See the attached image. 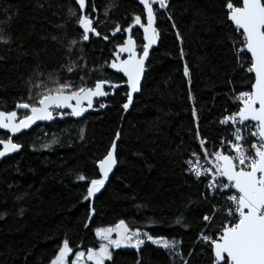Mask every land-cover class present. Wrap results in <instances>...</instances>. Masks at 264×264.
Instances as JSON below:
<instances>
[{"label":"trees","instance_id":"1","mask_svg":"<svg viewBox=\"0 0 264 264\" xmlns=\"http://www.w3.org/2000/svg\"><path fill=\"white\" fill-rule=\"evenodd\" d=\"M94 3V26L108 40L90 35L69 57V41H80L82 33L69 13L71 8L79 14L75 0H0V35L9 39L0 42V111L35 102L43 87L34 85L41 82L49 88L55 80L75 86H93L97 79L124 84L108 65L127 34L142 52L141 28L133 20L140 15L145 23L144 11L133 0ZM224 5L225 0H170L163 9L153 5L159 43L147 62L140 95L123 120L127 89L121 86L106 90L109 95L80 117L37 125L14 140L20 151L0 163V264H50L66 237L74 251L97 247L95 229L121 219L153 236L179 241L189 264H212L211 249L198 240L202 229L210 234L202 215L211 214V205L224 204L210 195L204 198L202 182L191 177L186 162L193 153L203 156L197 129L207 137L209 152L219 148L221 137L232 138V129L219 120L238 110L236 94L250 90L252 75L237 62L233 43L240 37ZM117 23L121 29L132 24V29L113 37ZM70 59L80 65L71 73L64 67ZM25 114L19 112L20 118ZM117 131L116 169L105 187L85 201L87 184L99 176L96 161ZM53 136L58 142L42 147ZM7 137L0 132V138ZM77 174L88 179L79 181ZM178 217L186 226L176 224ZM220 219L217 215L209 227ZM137 261L181 264L169 250L148 242L139 252L113 251L106 264Z\"/></svg>","mask_w":264,"mask_h":264},{"label":"snow or ice","instance_id":"2","mask_svg":"<svg viewBox=\"0 0 264 264\" xmlns=\"http://www.w3.org/2000/svg\"><path fill=\"white\" fill-rule=\"evenodd\" d=\"M75 3L79 6V14L77 15V12L71 8L69 13L76 17L75 22L82 29V33L80 41L75 39L69 41L67 49L69 57L75 45L81 41H89L90 34L96 37L102 36L94 26L98 22L97 18L91 15L97 11L94 0H75ZM139 3L143 5L147 23L141 22L140 15L134 16L133 23L143 29L142 54L138 55L135 41L132 36H128L122 44L116 46V51L113 53L114 59L108 65L126 77V80L121 81L127 86V102L122 105L125 111L129 109L133 93L140 90L145 59L149 55L150 47L157 42L158 33L154 27L156 17L153 5L158 4L163 9L167 7L168 0H139ZM39 6L43 7V5ZM224 6L227 9V20L234 25V31L240 37L233 43L237 62L247 73L252 74L249 77L250 90L236 94L238 110L224 115L219 120L220 125L229 126L232 129V140L221 137L219 148L209 152L206 147L209 143L207 137H202L197 129L196 138L203 150V158L210 166L205 168L198 162L193 163L189 160L187 171L197 179H207V192L202 193L205 199L209 195L215 199L217 192L220 195H226L224 205H211V214L202 215V221L206 222L204 229H208L210 234H206L202 229L199 239L211 249L212 264H264V0H225ZM131 29L132 24L121 29L117 23L113 29V35L121 31L130 32ZM52 38L56 39L55 36ZM102 38L108 40L107 35H103ZM0 42L8 43L9 39L0 35ZM123 53H127L126 58H121L120 54ZM181 57H183L182 51ZM64 67L71 73L80 65L70 59L69 64ZM184 75L186 77L189 75L187 65L184 67ZM80 79L83 81L84 77L81 76ZM52 83L51 88L44 87L42 82L34 85L37 88L43 87V91L37 94L35 102L16 104L17 109L27 110L18 122L16 111H0V129L16 134L22 129H28L36 121L53 120L54 113L60 116L80 117L87 110L82 101L87 100V108H91L93 97L109 95V92L105 91V86L111 89L120 87L119 83H113L109 79H97L93 86L84 84L75 86L68 80L64 82L55 80ZM31 99L30 89L29 100ZM73 101L75 103H72ZM100 107L103 108L105 105L101 103ZM65 108L71 109V112L57 111ZM192 115L196 117L195 108L192 110ZM244 132H249L254 138L250 144L244 143ZM83 135L81 130V139ZM119 137L120 133L117 131L116 138L113 139L106 154L96 161L99 176L90 179L83 200L89 201L105 187L109 174L117 164L116 149ZM57 142L53 136L52 141L42 147L48 148L51 143ZM0 145H2L0 157L21 148V144L14 142L11 136L0 138ZM193 155L199 161L200 157L196 153ZM76 178L79 181L88 179L83 174H77ZM225 190L231 194H226ZM94 211L95 209H91L89 218ZM217 215L221 217L219 224L210 228ZM175 222L186 226L182 217H178ZM95 236L98 238L97 247L75 251L66 237L50 264H106V261L113 260L112 250L134 248L139 252L146 241L169 250L180 259L181 264H189V260L184 257L179 247V241L163 236H153L148 231H143L141 227L130 225L123 219L114 226L97 227ZM73 254L74 258H70ZM137 264L140 262L137 261Z\"/></svg>","mask_w":264,"mask_h":264},{"label":"water","instance_id":"3","mask_svg":"<svg viewBox=\"0 0 264 264\" xmlns=\"http://www.w3.org/2000/svg\"><path fill=\"white\" fill-rule=\"evenodd\" d=\"M133 1H135V2H136V3H137V4L143 9V5H141V4L139 3V0H133ZM168 1H170V0H168ZM143 11H144V10H143ZM144 17H145V23H147L146 13H145V12H144ZM154 27H156V19H155ZM81 30H82V29H81ZM157 33H158V32H157ZM141 34H142V40H143V29H142V28H141ZM90 35H91V34H90ZM128 36H130V35L127 34V35H126V39L128 38ZM94 37L97 38L96 36H94ZM113 37H115V35H113ZM143 43H144V41H143ZM158 43H159V35H157V42H156L154 45H152V46L150 47V49H149V55H148V57L145 59V70H144V72H143V74H142V77H141L140 90H139L138 92H136V93H133V100H132V102H131L130 105H129V109H128L127 111H125V110L122 108V120H123V118L129 113V111H130V109H131V107H132V105H133L134 99H135L137 96L140 95V92H141V86H142V83H143V80H144V77H145V74H146V65H147V62H148V60H149V57H150V54H151L152 50H153L154 48L157 47ZM137 53H138V55H139V54H142V52L139 53L138 51H137ZM120 55H121V58H126L127 53H123V54H120ZM113 72H114L115 74H119V75H121L122 78H123L124 80H126V77H123V74H122V73H118V72H116L115 69H113ZM121 86H124V87L127 89L126 84L120 85V87H121ZM120 87H119V88H120ZM119 88H118V89H119ZM110 89H111V88H109L108 86H105V91H106V90H110ZM112 90H117V89H112ZM105 97H106V96H105ZM105 97H93L92 107H93V105H94V103H95L96 101H101V100H103ZM125 102H127V98H126V101H125ZM72 103H75V102L73 101ZM82 104H83V106H84L86 109H88V110L92 109V107H91V108H87V100L82 101ZM13 111H16L17 114H18V115H17V122H18L19 119H20L19 112H24V111L27 112V110H24V109H17V108H15ZM57 111H59V112H63V113H70V112H71V109H67V108H65V109H60V110H57ZM66 117H68V115L60 116V115H57V114L54 113V118H53V120H51V121H48V120H44V121H36V122H35L34 124H32L28 129H22L21 132H19V133L12 134L11 132H8V130H6V129H0V132L6 134L8 137L11 136V137L13 138V141H14V140H15L16 138H18L20 135H22V134H24V133H28V132H30V131H31L34 127H36L37 125H49V124L55 122L56 120L65 119ZM117 143H118V140H117ZM0 148H2V145H0ZM19 151H20V149L17 150V151H15V152L8 153V154L5 155L4 157H0V163H1L4 159L16 155ZM116 165H117V164H116ZM116 165L114 166L112 173L109 174V177H110V176L113 174V172L115 171V169H116ZM97 169H98V168H97Z\"/></svg>","mask_w":264,"mask_h":264},{"label":"built area","instance_id":"4","mask_svg":"<svg viewBox=\"0 0 264 264\" xmlns=\"http://www.w3.org/2000/svg\"><path fill=\"white\" fill-rule=\"evenodd\" d=\"M244 134V136H245V140H244V143H246V138H248L249 140H250V143L252 142V140L254 139L253 137H251L250 136V133L249 132H244L243 133ZM233 139V137L230 139V140H232ZM234 154V153H233ZM200 157V159H199V161H197V159H196V156H191L190 158H188V160L187 161H189V160H191V161H193V163H199L200 165H203L205 168H207V167H209L210 165L208 164V161L207 160H205L204 158H203V156H199ZM186 167H187V169H188V167H189V165L187 164V162H186ZM189 172V171H188ZM190 174V173H189ZM191 175V177L195 180V181H201L202 182V185H203V189L205 190V192H207V179H205V178H201V179H197L194 175H192V174H190ZM210 178V177H209ZM225 193L226 194H231V193H227V190H225ZM211 196V195H210ZM212 197V196H211ZM215 198L216 199H219V200H221L222 201V203L223 204H225V201H226V195H220L219 194V192H217L216 194H215ZM199 241H201L200 239H198Z\"/></svg>","mask_w":264,"mask_h":264},{"label":"rangeland","instance_id":"5","mask_svg":"<svg viewBox=\"0 0 264 264\" xmlns=\"http://www.w3.org/2000/svg\"><path fill=\"white\" fill-rule=\"evenodd\" d=\"M113 236H115V234H113ZM146 242H148V243H151V242H149V241H146ZM152 244V243H151ZM154 245V244H153ZM155 246H157V247H162V246H159V245H155ZM121 249H125V250H136V249H134V248H121ZM115 250H118V249H114V250H112V251H115ZM70 258H74V254L70 257ZM108 261H106V263H107Z\"/></svg>","mask_w":264,"mask_h":264}]
</instances>
